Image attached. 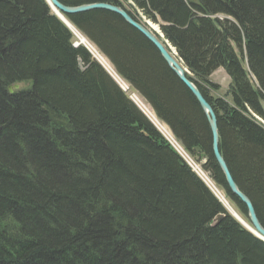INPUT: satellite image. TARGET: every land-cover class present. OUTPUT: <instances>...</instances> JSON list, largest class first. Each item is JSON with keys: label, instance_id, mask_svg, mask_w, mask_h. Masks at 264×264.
<instances>
[{"label": "trees", "instance_id": "16d2710c", "mask_svg": "<svg viewBox=\"0 0 264 264\" xmlns=\"http://www.w3.org/2000/svg\"><path fill=\"white\" fill-rule=\"evenodd\" d=\"M59 1L137 18L128 5L159 25L211 104L220 151L264 227V0ZM64 16L248 223L205 113L155 47L113 12ZM73 37L46 0H0V264H264V241ZM219 68L225 96L209 79Z\"/></svg>", "mask_w": 264, "mask_h": 264}, {"label": "water", "instance_id": "95a60500", "mask_svg": "<svg viewBox=\"0 0 264 264\" xmlns=\"http://www.w3.org/2000/svg\"><path fill=\"white\" fill-rule=\"evenodd\" d=\"M46 1L49 4V6L51 7V9L53 10V12L67 25V27L72 31V33H74L73 29H72V25L65 18V16H64L65 14H74V13L86 12V11H90V10H94V9H103V10H107V11H110V12H113V13L119 15L127 24H129L131 27L136 29L145 39H147L155 47V49L158 51L159 55L164 60V62L167 64L169 69L190 90V92L192 93V95L195 97L198 104L200 105L201 109L205 113L207 122H208L210 130H211V134H212L211 150H212L213 157L216 160V162H217V164H218V166H219V168H220V170L224 176V179H225V182L229 188V191L233 195H235L245 205L246 211H247V218H248L249 222L247 223V222L243 221V219L237 213L231 212L228 208H226V206L224 204H223V206L226 208V210L228 211L229 214H231L239 222H241L254 235H256L258 238H260L261 240L264 241V227H263L262 223L260 222V220L257 216L255 207H254L251 199L240 189V187L238 186V184L234 180V178H233V176L229 170V167H228V165H227V163H226V161H225V159H224V157L220 151L219 133H218V126H217V116H216L211 104L206 100V98L203 96L200 89L193 82L191 75H190V72L187 69V67L186 66L183 67L181 65V63H179V61H177V59L172 54L171 47L169 46L170 43L165 39L163 40L164 35L162 34V32H161V34L158 33L152 27H149L147 24L143 23L138 18L133 17L125 8H123L119 5L112 4V3L92 2V3H84V4H80V5L70 6V5H65V4L61 3L59 0H46ZM158 27H159V25H158ZM159 30H160V27H159ZM76 31H78V30L76 29ZM78 33H79V31H78ZM73 45L78 46L79 44L74 43ZM174 50L176 51L175 48H174ZM88 51H89V49H88ZM91 55H92V53H91ZM95 60H97V59H95ZM102 67L105 69V67L103 65H102ZM107 73L109 75H111L110 72L107 71ZM112 78L116 81V79L113 76H112ZM119 87L122 89L121 85H119ZM19 88H20V84L16 83V84L10 85L8 87V90L10 93H12L15 89L18 90ZM122 90L124 91V89H122ZM129 98L132 99L131 96H129ZM137 107L146 115V113L138 105H137ZM223 218H224V214L216 215L211 222V226L217 225Z\"/></svg>", "mask_w": 264, "mask_h": 264}, {"label": "bare ground", "instance_id": "6f19581e", "mask_svg": "<svg viewBox=\"0 0 264 264\" xmlns=\"http://www.w3.org/2000/svg\"><path fill=\"white\" fill-rule=\"evenodd\" d=\"M152 27L158 32V33H161L159 30H158V28L156 27V26H154V25H152ZM72 29H74V27L72 26ZM76 30V29H75ZM73 35L75 36V37H78L77 39H79V45H83L87 50H88V48H89V51L92 53V51L94 52V55H95V57H97L98 58V60L103 64V65H105V67L106 66H108V67H110L111 66V64H110V62L109 61H107L106 60V58L96 49V47L93 45V44H91L86 38H84V36L83 35H81L80 34V36H77V34H79L78 32H75L74 30H73ZM164 39V38H163ZM93 46L95 47V49H96V51H94L93 50ZM170 46V45H169ZM92 47V48H91ZM171 51H172V54H174V57L177 59V61H179V63H181V65L183 66V67H185V65L183 64V62H182V60L180 59V57L178 56V54L176 53V51L174 50V48L172 47L171 48ZM92 55H93V53H92ZM94 59H96L94 56H92ZM109 64H110V66H109ZM101 65V64H100ZM107 67V69H111V67L110 68H108ZM113 69V70H112ZM112 72L114 73L115 72V70H114V68L112 67ZM116 75H117V73H115ZM117 76H119V75H117ZM115 81V80H114ZM123 84V83H122ZM129 92L131 93V94H133L135 97H136V101L137 102H139L138 103V106L146 113V117L147 118H149L151 121H152V123H154L156 126H158V129L159 130H161V134H162V132L164 133V135L167 137V138H169V135L171 134V136L173 137V135H172V133H171V131H170V129L164 124V123H161L158 119H157V117L154 115V113H153V110L152 109H150V108H148V107H144V105H142L141 103L142 102H140V100L141 101H144L141 97H139V95L137 94V93H135L134 91H132V90H129ZM129 96V95H128ZM140 99V100H139ZM146 106V105H145ZM164 126V127H163ZM168 131H170L169 133L170 134H168L167 132ZM160 132V131H159ZM163 135V137L165 138V136ZM166 139V138H165ZM170 139V138H169ZM168 142V141H167ZM178 143H179V141H177ZM173 148H174V150L184 159V156H183V154L181 153V151H185L184 150V148H183V146L179 143V145L180 146H178L176 143H169ZM180 150H179V149ZM185 162L190 166V167H192V165L195 167H197L198 165H199V163H197L196 161H194L190 156H189V159L187 160H185ZM198 167H200V169H199V171H194L199 177H201L204 181H207L208 182V185H210V182H211V177H210V175L208 174V172L207 171H205V170H203V168H202V165H201V163H200V165L198 166ZM197 167V168H198ZM211 184H212V186L210 185L209 187H210V190L212 191V193L214 194V195H216L217 197H218V199L221 201V203H223L222 201H224L228 206H229V210L231 211V212H235L233 209H232V207L229 205V203H228V201H227V199L225 198V195L223 196L222 195V192L220 191V189H219V187L217 186V185H215V184H213V182H211ZM219 191V194L218 193H216V191L217 190ZM221 199H220V198ZM226 206V205H225ZM227 207V206H226ZM236 213V212H235Z\"/></svg>", "mask_w": 264, "mask_h": 264}, {"label": "rangeland", "instance_id": "374dc122", "mask_svg": "<svg viewBox=\"0 0 264 264\" xmlns=\"http://www.w3.org/2000/svg\"><path fill=\"white\" fill-rule=\"evenodd\" d=\"M126 8L127 9H129L130 11H132L133 13L134 12H136V13H134L136 16H137V18L139 19V20H141L143 23H145V24H147L149 27H152V25H154V26H156L157 28H158V30H159V27H158V24L157 23H154V22H152L151 20H149V19H147L144 15H142V13H141V11L140 10H138V9H136V10H134L133 8H131L130 6H128V5H126ZM139 13V14H138ZM153 28V27H152ZM154 29V28H153ZM75 32H78V31H76L75 29H73ZM155 30V29H154ZM156 31V30H155ZM160 31V30H159ZM161 34V33H160ZM82 35V34H81ZM76 36V35H75ZM73 37V42L74 43H76V44H78L79 43V39H77L78 37ZM77 36H80V32H79V34H77ZM164 40V39H163ZM170 47L172 48V46L170 45ZM92 48V47H91ZM89 49V48H88ZM93 50L94 51H96V49H95V47L93 46ZM91 51V50H90ZM92 53H93V56L95 57V55H94V52L92 51ZM174 55V54H173ZM105 57V56H104ZM97 60H98V58L97 57H95ZM106 58V57H105ZM106 60L107 61H109L107 58H106ZM99 61V60H98ZM100 62V61H99ZM101 63V62H100ZM102 64V63H101ZM111 64V63H110ZM110 64H109V66H110ZM103 65V64H102ZM104 67H105V65H103ZM112 66V65H111ZM110 66V67H111ZM107 67L108 66H106L105 67V69L108 71V72H110V74L116 79V81L119 83H117L116 81V83L118 84V85H121V87H122V89H124V92L125 93H127L129 96H131L132 97V101H133V103L135 104H137L138 105V103L139 102H137L136 101V97L133 95V94H131L130 92H129V90H130V87H129V85H128V83L125 81V80H123L121 77H119V76H117L116 74H115V72L113 73L112 72V67H111V69H107ZM110 67H108V68H110ZM110 75V76H111ZM111 76V77H112ZM209 79L212 81V82H214V83H216V84H218V86H219V88H218V90H216V91H213V94L214 95H216V96H225L226 95V93H227V91H228V87H229V84H230V78H229V76L226 74V72L222 69V68H219V69H217V70H215L212 74H211V76L209 77ZM123 83V84H122ZM20 87H21V85H20ZM130 99V98H129ZM140 100V99H139ZM140 102H142L141 104L142 105H144V107H148V108H150L149 107V104L147 103V102H145V100L144 101H141L140 100ZM135 104V105H136ZM136 105V106H137ZM151 109V108H150ZM154 113V112H153ZM155 115V114H154ZM260 121L264 124V120H261L260 119ZM161 122V121H160ZM161 123H163V122H161ZM166 125V124H165ZM158 127V126H157ZM164 127V126H163ZM170 131H168L167 133L168 134H170L169 133ZM160 133H161V130H160ZM169 138H170V140L172 139V136H171V134L169 135ZM189 154V153H188ZM185 156V155H184ZM190 156V155H189ZM186 157V156H185ZM193 157V156H192ZM187 158V157H186ZM194 158V157H193ZM188 159V158H187ZM195 159V158H194ZM198 161V160H197ZM203 161V160H202ZM202 161H198V163H199V165H200V163H202ZM198 165V166H199ZM197 166V167H198ZM196 166L194 167L193 165H192V167H190L191 168V170H193V171H199V169H200V167H198L197 168ZM197 173V172H196ZM210 185L212 186V184H211V182H210ZM209 185V186H210ZM219 189H220V191L222 192V195L224 196L225 195V197H226V194H225V191L221 188V187H219ZM217 190V189H216ZM216 193H218L219 194V191L217 190L216 191ZM220 198V197H219ZM227 198V197H226ZM221 199V198H220ZM223 203L222 204H224V205H226L227 207L226 208H228L229 209V206L224 202V201H222Z\"/></svg>", "mask_w": 264, "mask_h": 264}, {"label": "built area", "instance_id": "2783aa9c", "mask_svg": "<svg viewBox=\"0 0 264 264\" xmlns=\"http://www.w3.org/2000/svg\"><path fill=\"white\" fill-rule=\"evenodd\" d=\"M157 128H158V127H157ZM159 131H160V130H159ZM162 134L164 135L163 132H162ZM164 136H165V135H164ZM165 138L167 139V141H168L169 143H171V144H172V143H176L178 146H180L179 143L175 140L174 137H172L171 140H170L169 138H167L166 136H165ZM178 149H179V148H178ZM179 150H180V149H179ZM181 153L183 154V156L185 155V156L189 159V156L186 154L185 151H181ZM185 156H184V157H185ZM186 157H185V158H186ZM187 158H186V159H187ZM206 182H207V181H206ZM207 183H208V182H207Z\"/></svg>", "mask_w": 264, "mask_h": 264}]
</instances>
